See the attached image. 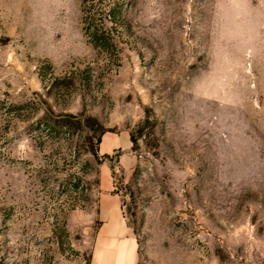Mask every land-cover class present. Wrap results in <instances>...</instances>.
Instances as JSON below:
<instances>
[{
	"label": "rangeland",
	"instance_id": "1",
	"mask_svg": "<svg viewBox=\"0 0 264 264\" xmlns=\"http://www.w3.org/2000/svg\"><path fill=\"white\" fill-rule=\"evenodd\" d=\"M121 4L115 61L0 0V264H92L109 193L138 264H264V0Z\"/></svg>",
	"mask_w": 264,
	"mask_h": 264
},
{
	"label": "crops",
	"instance_id": "2",
	"mask_svg": "<svg viewBox=\"0 0 264 264\" xmlns=\"http://www.w3.org/2000/svg\"><path fill=\"white\" fill-rule=\"evenodd\" d=\"M118 147L112 146L106 155ZM100 219L92 264H138V245L123 218L118 195L102 196Z\"/></svg>",
	"mask_w": 264,
	"mask_h": 264
},
{
	"label": "trees",
	"instance_id": "3",
	"mask_svg": "<svg viewBox=\"0 0 264 264\" xmlns=\"http://www.w3.org/2000/svg\"><path fill=\"white\" fill-rule=\"evenodd\" d=\"M83 1L86 10L85 34L91 45L107 53L111 59L119 60L118 46L125 30L121 18L123 7L121 0ZM104 157L109 159V155Z\"/></svg>",
	"mask_w": 264,
	"mask_h": 264
}]
</instances>
